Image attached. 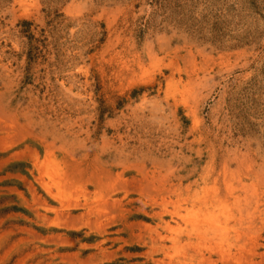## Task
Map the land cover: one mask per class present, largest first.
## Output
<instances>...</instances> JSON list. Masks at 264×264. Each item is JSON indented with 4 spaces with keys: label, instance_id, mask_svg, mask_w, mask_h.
<instances>
[{
    "label": "rangeland",
    "instance_id": "1",
    "mask_svg": "<svg viewBox=\"0 0 264 264\" xmlns=\"http://www.w3.org/2000/svg\"><path fill=\"white\" fill-rule=\"evenodd\" d=\"M0 264H264V0H0Z\"/></svg>",
    "mask_w": 264,
    "mask_h": 264
}]
</instances>
